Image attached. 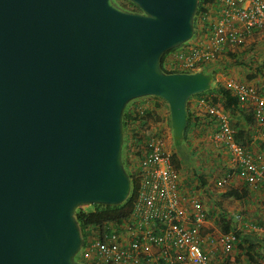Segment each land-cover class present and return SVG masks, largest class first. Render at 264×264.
<instances>
[{
	"label": "water",
	"instance_id": "water-1",
	"mask_svg": "<svg viewBox=\"0 0 264 264\" xmlns=\"http://www.w3.org/2000/svg\"><path fill=\"white\" fill-rule=\"evenodd\" d=\"M0 0V264H82L75 212L131 192L129 103L157 97L182 141L187 105L214 77L165 73L192 40L198 0Z\"/></svg>",
	"mask_w": 264,
	"mask_h": 264
},
{
	"label": "built area",
	"instance_id": "built-area-1",
	"mask_svg": "<svg viewBox=\"0 0 264 264\" xmlns=\"http://www.w3.org/2000/svg\"><path fill=\"white\" fill-rule=\"evenodd\" d=\"M221 2V16L209 39L191 44L192 39L171 53L168 64L173 69L182 73L205 72L226 49L242 46L252 30L264 28V0ZM225 87L238 97L245 115H252L253 123H247L244 130L246 146L235 141L236 130L230 125V116L220 104H213V94L197 98L195 108L217 125L212 139L227 152V171H238L251 190L264 189V95L254 87L234 81H227ZM148 106L144 103L138 110L142 112ZM141 152L130 220L109 225L96 236L93 232L94 236L78 254L80 260L83 264H224V259L213 260L203 249L201 232L208 214L198 197L180 192V177L162 138L151 136ZM229 179L227 173L216 181V187L225 189ZM224 219L239 222L241 217ZM207 242L224 258L232 253L238 240L234 232H218Z\"/></svg>",
	"mask_w": 264,
	"mask_h": 264
},
{
	"label": "crops",
	"instance_id": "crops-1",
	"mask_svg": "<svg viewBox=\"0 0 264 264\" xmlns=\"http://www.w3.org/2000/svg\"><path fill=\"white\" fill-rule=\"evenodd\" d=\"M222 8L221 0H215L206 19L209 26H204L200 22L196 32H194L191 44L205 42L209 39L213 25L221 16ZM228 53L233 54L235 58H230ZM224 65H227L229 69L227 70L230 73L228 76L230 78L220 72ZM260 67H264V28L252 30L245 38L242 46L226 49L216 63L206 69V72H214V86L225 85L227 81L241 84L249 82L246 85L254 87L260 95H264V69L261 70V73L256 71ZM197 98L200 97H195L189 101L190 111L198 118L199 122L197 124L193 122L185 145L179 144L175 149L173 144H168L167 148L165 146L171 156H176V163L172 166L177 170L180 177L179 190L185 196L198 197L208 214L201 235L204 239L203 249L211 259L218 261L224 259V264H264V189L257 187L251 190L248 188V198L237 201L233 198L224 197L225 189L216 187V181L223 178L227 173L230 175L228 182L230 186L239 187L245 183L238 171H227L229 158L227 152H224L222 147L212 139L214 132L218 130L217 125H214L211 118L208 119L204 113L198 114V110L195 108ZM227 113L230 116V123L235 124L232 128L238 130L243 124L242 117L244 118V116L240 117L239 112L230 111ZM182 150L191 151L190 155L197 159L196 167L190 166V168L184 169L183 156L180 154ZM199 165L203 167L200 169ZM234 215L241 217L239 222L232 219ZM227 216L231 217L233 228L239 233L240 238L228 259L227 256L222 258L220 251L207 242L210 236L221 232L223 225L219 226L217 222L219 218ZM238 243H243L244 246L251 244L254 246L253 255L257 263L249 261L244 252L238 250Z\"/></svg>",
	"mask_w": 264,
	"mask_h": 264
},
{
	"label": "trees",
	"instance_id": "trees-1",
	"mask_svg": "<svg viewBox=\"0 0 264 264\" xmlns=\"http://www.w3.org/2000/svg\"><path fill=\"white\" fill-rule=\"evenodd\" d=\"M120 7L125 10L133 11V12H140L137 7L131 4L128 0H114ZM215 3V0H198V7L194 18V32L197 30V26L200 22L204 24V26H209L206 22L207 16H209L210 7ZM195 34V33H194ZM179 47L166 52L162 56L161 66L165 73H182L177 69H173L168 64V59L176 49ZM230 58L234 59L235 56L231 53H228ZM264 67L257 68V73H261V70ZM207 74H211L213 77L215 76L214 72H206ZM213 94L212 102L213 104H220L224 111L226 112H239L240 117L242 115V125L236 130L235 141L238 144L246 146L247 144V136L245 135V125L247 123H253L251 113L249 115H245L243 109L240 107V103L238 97L225 85H217L212 87L210 91L198 94L193 96L190 101L195 97H202L206 95ZM156 100H162L157 97H153ZM190 101L187 105V127L183 133V141L186 142L188 136L190 135V129L193 127V122L196 124L199 122L198 118L192 114L190 111ZM128 107L125 109L123 115V134H124V141H123V149H122V160L124 167L129 175L131 181V192L128 196L127 200L119 206L115 207H106V206H91V209L84 210L78 209L75 212V218L81 230L82 238H83V245H85L96 233H102L105 227L109 225H121L125 222L130 220L131 215L133 213L134 204H135V196L138 189V182L139 179L137 178L138 168L137 163L139 158H141V149L146 145L148 139L156 135L152 132V127L155 126L157 123V111H159L160 106L158 104H151L140 112L138 109L140 106L144 105V101H133L129 103ZM156 110V111H155ZM250 112V111H249ZM208 119L209 116L206 115ZM239 117V120H240ZM214 125V120L211 121ZM231 127L235 125L233 122L230 123ZM197 126V125H196ZM177 144L181 141H176ZM176 163V156H171V164L174 165ZM130 168V170H128ZM248 185L245 183L239 187H233L230 185H226L224 197L226 198H233L237 201H242L248 198L249 189ZM219 226L223 225L221 228V232L229 233L234 232L236 235L237 240H240L239 233L236 232V229L233 228L232 222L229 220H225L223 217H220L217 221ZM222 222V223H221ZM221 223V224H220ZM100 235V234H99ZM238 250L244 252L246 258L253 263H257L254 257V246L251 244L249 246H244V244L237 245ZM231 255V253L229 254ZM227 255V259L229 257ZM226 258V257H225ZM76 260L80 263H84L80 260L79 256L77 255Z\"/></svg>",
	"mask_w": 264,
	"mask_h": 264
},
{
	"label": "rangeland",
	"instance_id": "rangeland-1",
	"mask_svg": "<svg viewBox=\"0 0 264 264\" xmlns=\"http://www.w3.org/2000/svg\"><path fill=\"white\" fill-rule=\"evenodd\" d=\"M227 69H228L227 65H224L221 67L220 72L224 76H226L227 78H230V77H228V76H230V73L228 72L229 69L228 70ZM244 83L248 84L249 82H244ZM213 87H214V85H213ZM136 101L137 102H139V101L143 102L144 101L145 104L148 103L150 105L155 103V104H158L160 106L159 111H157V113H158L157 118H156L157 124L155 126H153L151 130L154 134H156L157 136L162 138L166 148H167L168 144H173L174 149L179 144L185 145L186 142H184L183 140L177 144V142L174 141L171 137L169 109H168V106L164 100H156L153 97H147V98L139 99ZM128 105H130V104H128ZM188 151H190V150H186V151L182 150L180 152V154L183 156L182 162H183L184 169L185 168L188 169V168H190V166L196 167L197 159L194 156L190 155L191 151L190 152H188ZM198 167L201 169L203 166L200 167V165H199ZM128 170H130V168H128ZM82 209L89 210V209H91V206H86V207H83ZM217 230H219V229H217Z\"/></svg>",
	"mask_w": 264,
	"mask_h": 264
},
{
	"label": "clouds",
	"instance_id": "clouds-1",
	"mask_svg": "<svg viewBox=\"0 0 264 264\" xmlns=\"http://www.w3.org/2000/svg\"><path fill=\"white\" fill-rule=\"evenodd\" d=\"M83 264V263H82Z\"/></svg>",
	"mask_w": 264,
	"mask_h": 264
}]
</instances>
